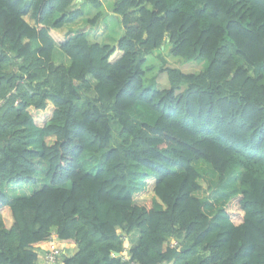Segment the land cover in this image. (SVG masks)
<instances>
[{
	"label": "trees",
	"instance_id": "1",
	"mask_svg": "<svg viewBox=\"0 0 264 264\" xmlns=\"http://www.w3.org/2000/svg\"><path fill=\"white\" fill-rule=\"evenodd\" d=\"M75 4L0 0V264H42L52 245L78 247L60 264H264V0H116L114 46L62 31ZM169 48L208 65L163 68L171 87L147 88V55ZM200 162L240 173L214 217ZM39 176L32 194L5 190Z\"/></svg>",
	"mask_w": 264,
	"mask_h": 264
},
{
	"label": "rangeland",
	"instance_id": "2",
	"mask_svg": "<svg viewBox=\"0 0 264 264\" xmlns=\"http://www.w3.org/2000/svg\"><path fill=\"white\" fill-rule=\"evenodd\" d=\"M207 65L208 61L204 59L185 60L182 58H177L171 53L170 48L167 50H156L147 55V63L145 65V86L150 89H169L171 87L170 78L166 71L162 72L163 68H177L183 72L198 73L204 70ZM252 73H254V69ZM113 114L114 113L111 112L112 117L114 116ZM132 115L137 120H147L150 117V114L144 113L140 110L134 111ZM113 125L115 128L114 143L118 144L122 140L120 138V125L114 118ZM88 159L90 160V158ZM198 165L202 171V178L200 180L203 187L202 190L198 192V195L207 198V209L208 211L210 210V213L214 217L220 205L238 192L240 188V173L237 171H230L225 176V178H221L218 173H216L209 165L205 164L204 162H200ZM87 169L91 172H96L99 169V166L94 167L92 165H87ZM38 178L39 181L36 184L5 185V190L12 200L21 195L32 194L48 183V180L45 177L39 176ZM147 183V188L145 190L135 194L136 198L152 197V179H149ZM138 238V231H135L130 235H121L123 248L126 250L132 248L137 244ZM51 247L52 246H48L46 248ZM67 248V255H73L78 250L76 245L73 247L68 246ZM43 260L44 258H41L40 260L42 264L44 263Z\"/></svg>",
	"mask_w": 264,
	"mask_h": 264
},
{
	"label": "crops",
	"instance_id": "3",
	"mask_svg": "<svg viewBox=\"0 0 264 264\" xmlns=\"http://www.w3.org/2000/svg\"><path fill=\"white\" fill-rule=\"evenodd\" d=\"M31 3L33 0H27ZM101 7L98 9L89 0H76L75 6L72 11H79L80 15L77 19H66L62 31L69 35H76L81 32L88 34V38L92 43H99L101 45L107 44L114 46L117 44L118 39L124 34V27L121 19L114 12V4L116 0H100ZM100 13V19L95 25H91L90 19ZM30 14L26 19L33 25L36 20ZM62 13H58L52 21H60ZM40 45L36 44V49ZM54 61L58 65H69L70 58L61 50V47L56 43L54 54ZM75 246V245H74Z\"/></svg>",
	"mask_w": 264,
	"mask_h": 264
},
{
	"label": "built area",
	"instance_id": "4",
	"mask_svg": "<svg viewBox=\"0 0 264 264\" xmlns=\"http://www.w3.org/2000/svg\"><path fill=\"white\" fill-rule=\"evenodd\" d=\"M48 243L55 244V243H59V242L57 241V239L53 235L51 238V241H49ZM171 245L173 247H175L178 245V242L175 241ZM43 250L46 253V257L43 260L44 261L43 264H60V262L62 261L63 255H67V252H68L67 247H64V246L63 247H56L54 245H52L51 248L43 247ZM126 259H128V258H126ZM132 264H135V263H132Z\"/></svg>",
	"mask_w": 264,
	"mask_h": 264
},
{
	"label": "water",
	"instance_id": "5",
	"mask_svg": "<svg viewBox=\"0 0 264 264\" xmlns=\"http://www.w3.org/2000/svg\"><path fill=\"white\" fill-rule=\"evenodd\" d=\"M116 255H117V256H119V255H120V253L116 252Z\"/></svg>",
	"mask_w": 264,
	"mask_h": 264
}]
</instances>
